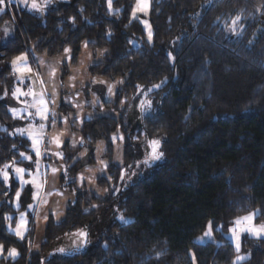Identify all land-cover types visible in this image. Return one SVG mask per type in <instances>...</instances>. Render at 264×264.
<instances>
[{"label": "trees", "instance_id": "obj_1", "mask_svg": "<svg viewBox=\"0 0 264 264\" xmlns=\"http://www.w3.org/2000/svg\"><path fill=\"white\" fill-rule=\"evenodd\" d=\"M135 2L113 0L118 15L108 14L107 0L59 2L44 14L13 5L0 14V90L9 86L11 61L31 47L49 56L70 48L76 61L85 43L92 52L106 50L89 67L92 76L126 78L116 99L104 102L121 112L119 119L97 115L80 129L89 149L85 164L93 162L97 142L108 144L111 180H99L107 194L79 192L60 222L49 218L39 252H30L31 229L23 240L8 231L4 217L16 212L7 201L17 183L9 190L0 176V243L20 253L7 263L233 264L238 253L227 232L235 219L257 212L264 223V0H152L151 43L140 20L131 18ZM237 15L243 29L232 37L224 21ZM165 79L149 94L150 112L131 116L136 85ZM17 121L0 100V169L25 163L20 153L30 152L28 139L15 133ZM118 129L122 165L112 161ZM152 139L163 156L145 163ZM209 221L216 240L197 242ZM79 230L87 232V244L57 253L60 239ZM241 252L251 256L237 264H264V238L244 235Z\"/></svg>", "mask_w": 264, "mask_h": 264}, {"label": "rangeland", "instance_id": "obj_2", "mask_svg": "<svg viewBox=\"0 0 264 264\" xmlns=\"http://www.w3.org/2000/svg\"><path fill=\"white\" fill-rule=\"evenodd\" d=\"M69 1L70 0H53V2L45 9L43 13L36 10H32L30 12L36 14H44L48 9L53 8L59 2ZM37 2L38 4H43V0H37ZM151 2L152 0H149V8L147 13L145 14L138 12L137 16H139L140 21H147L152 31L151 23L149 20ZM136 3L137 0L135 2V5ZM20 6L29 11V9L25 8L23 5ZM12 10L13 5L9 8V11L12 12ZM234 18L235 17L230 16L226 21H224V24L226 22L230 23ZM239 24L243 29L241 20ZM8 26H10L9 29L12 28L10 24ZM143 27L146 31V40L148 41L147 30L144 24ZM228 34L232 37H236L235 34H232L229 31ZM101 53H103V55H101ZM23 54L27 55V64L32 69V71L24 73L25 83L21 84L20 80L18 79L20 73L14 72L11 64L12 78L10 80L8 88L0 90V96H3L5 91L8 92V96L4 100L9 105V111L13 107L20 109L26 107L25 103H20L12 99L11 93L15 90L16 87H20L22 91H27L28 87L31 86L37 93L43 91L45 93V99L49 101V119L48 121L44 122L46 124V127L43 131L44 143L40 146L41 156H35V153L32 150V141L27 133H25L23 137L27 138L30 143V152L25 154L32 156V161L25 160L22 157V159L25 160V163L15 165L30 170L33 172V174H35V161L39 160L41 165V175L38 177V180L43 183V189L41 190V199L32 200L30 196V190L34 192L35 189L32 185H25L24 191L21 196L20 208L18 211L14 207L15 201L13 196L12 205L16 212L14 214L8 215H10L12 219L14 216L16 217L14 223L11 221L7 222V229L9 224H11L13 228L16 227L20 212H27V228L28 231L29 229L32 230V244L30 247V252L35 253L41 250L42 244L45 240V232L49 218L53 217L56 222H60L65 217L66 208L69 204L75 202L79 192L86 191L88 197L95 195L101 198L107 194L108 188L102 187L99 183V180L103 178L109 180L107 178V171L110 164L108 144L104 141L97 142L92 154L93 162L90 164H85L87 161L86 158L89 154V149L84 146L85 143L82 139L80 129L82 128L86 120H91L97 115L112 116L116 119H119V117L121 116V112L107 108L104 105V102H113L116 99V93L123 86L126 78L108 80L101 76H92L90 74L89 67L93 64L100 63L102 57L104 56V52L102 50L92 52L91 50H89L85 43L82 44L79 56L76 58V61H73L74 55L72 50L71 52L64 51L57 56H49L46 53H39L31 47L29 51L24 52ZM69 56L71 57V59H68ZM53 71L55 72L54 76ZM41 80L43 81V84H41ZM101 80L105 81L106 83L101 84ZM119 80H123L124 83L117 84L116 82ZM93 81H96V83H93ZM109 84H116V87L113 89V92L115 94L110 97L107 93V87ZM143 90V92L133 96L131 100V106L128 108L129 114L131 116L133 114L137 117L138 115L139 117H142L143 113L147 114L150 112L149 109L147 111H141L139 105L141 101L146 102L148 100L149 94L152 90H154V88L147 87L143 88ZM20 99L21 101H26L27 104L33 103L32 96H22ZM52 101H54V103ZM122 101L126 102V99H123ZM125 102L123 104L120 103L121 109L124 107ZM28 111L35 112V109L29 108ZM10 113L12 114L11 111ZM52 113H55L54 118L52 116ZM22 115L25 117L24 119H20L19 117L12 114V116H14V118H17L18 120V123L15 125V133L17 134H20L17 131L18 128L28 129L29 131L33 130L32 128H30V125H32L33 123L32 118L28 117L27 112L22 113ZM40 122L41 121L37 117L35 124L38 125ZM121 135L123 136L121 130L118 129L112 135V137L115 136L117 137V139L113 142L111 137L113 149L112 161L117 165H122L124 159V139H119V136ZM53 137L59 138L60 146H57L55 142L49 143V141L52 140ZM45 150H47L48 154H45ZM150 151L151 149L150 147H148L147 152H145V154L148 156L146 159L147 162L150 160L148 155ZM57 152L63 153V158L51 155L52 153ZM145 158L146 157H144V159ZM142 160L143 158L138 160L140 165ZM100 161H104L107 164V168H105L104 165L100 163ZM53 168L58 169V171L53 172ZM65 169H67L66 176ZM8 171L11 175V180L9 181V183H11L12 186L14 182L17 183V190L19 188V181L16 179L15 173L12 171V169H8ZM125 175H127V171L125 172ZM81 176L84 177L83 182H81ZM25 179H31V177L27 175V172L25 174ZM44 201L47 202L45 203ZM27 203H32L34 205V208L32 210H29L26 206ZM93 207L97 208V206ZM250 213H256V216L258 214L257 212ZM250 213L245 214L241 217L247 216ZM46 216L47 220L45 219ZM256 216L254 224L259 225L261 223L256 221ZM246 223L247 222H243L241 227L245 226ZM233 226L234 224H232L230 228H232ZM28 231L25 233L24 238L29 236ZM206 231H208V229H206ZM204 233L199 235L195 240L199 243L216 240L212 229L210 237L205 236ZM227 233L228 237L230 238V240H232L235 247V242L230 231L228 230ZM75 234L76 233L65 235L62 239H60L56 247V252L60 253L59 249H64L65 251L61 253L66 254L79 250L83 246L81 245L82 238ZM244 235L255 237L248 234L247 232L241 233V248L242 238L244 237ZM17 238L20 239L19 237ZM237 255L246 254L242 253L240 250ZM5 256H7V254L5 253L4 256H0V264H12L6 262L8 258H10L12 262L15 260L11 257L4 258Z\"/></svg>", "mask_w": 264, "mask_h": 264}, {"label": "snow or ice", "instance_id": "obj_3", "mask_svg": "<svg viewBox=\"0 0 264 264\" xmlns=\"http://www.w3.org/2000/svg\"><path fill=\"white\" fill-rule=\"evenodd\" d=\"M53 2V0H43V4H38L37 0H0V14H4L6 11L9 10L10 6L15 5V6H20L23 5L25 8H28L29 11L32 10H36L39 11L41 13H43L45 11V9ZM107 7H108V14L109 15H118L120 12V9H116L115 13L113 12V0H107ZM149 8V0H137V3L135 5V7L132 9L131 12V18L132 19H136L139 20V16H137L138 12L141 13H147ZM83 11V10H81ZM73 23L75 22V17L72 18ZM241 20V16L237 15L234 19L231 20L230 23L226 22L225 23V28L227 31H229L232 34L235 35H240L242 32V28L239 24ZM142 24L145 25V28L147 30V39L148 42L151 43L152 39H153V33L151 31L150 25L148 24L147 21H140ZM239 29V30H238ZM7 31V30H5ZM109 35H111V33H109ZM65 52H71V49H65ZM101 55H103V53H101ZM169 58L174 60V57H172L171 52L168 53ZM68 59H71V57L69 56ZM20 62V63H18ZM12 68L14 70V72H19L20 76L18 77V79L20 80L21 84L25 83V77H24V73L25 72H31L32 69L28 66L27 64V55L26 54H22L20 56L15 57L12 62ZM22 65V66H21ZM55 75V72L53 71V76ZM166 79L161 81L160 84H155L153 85V88L155 89H159L161 87L162 84L166 83ZM34 83V82H33ZM93 83H96V81H93ZM101 84L106 83L105 81L101 80L100 81ZM117 84H123L124 81L123 80H119L116 82ZM41 84H43V81L41 80ZM116 87V84H109L107 87V93L110 96L114 95L115 93L113 92V89ZM137 89H138V94L140 92H143V88H141L140 85H136ZM8 96V92L5 91L3 96H0V100H4L6 97ZM12 99L20 102V103H25L26 107L23 109L20 108H11L10 111L12 112V114L14 116L19 117L20 119H24L25 117L22 115V113L27 112L28 113V117L32 118V125H30V128H32V131H29L28 129H24V128H18L17 131L20 133L21 136L25 135V133H27V135L29 136V138L32 141V150L35 153L36 157H40L41 156V148L40 146L44 143L43 140V131L46 127V124L44 122L48 121L49 116V108H48V104L49 101L45 99V93L43 91H41L40 93H37L33 90V88L31 86L28 87L27 91H22V89L20 87H16L14 91H12L11 93ZM27 97V96H32L33 97V103L31 104H27L26 101H21V97ZM54 103V101H52ZM125 101H121V103L123 104ZM94 103V102H93ZM151 100H147L145 101H141L140 102V109L141 111H147L148 109L151 108ZM29 108H34L35 112H29L28 109ZM53 118L55 117V113H52ZM39 118V120L41 121L38 125L35 124L36 118ZM90 119V117H89ZM117 139V137H112L113 142ZM120 140H123L124 137L121 135L119 136ZM55 142L57 144V146H60V141L58 137H53L52 140L49 141V143ZM148 147H150L151 151L148 154L149 158L153 161L159 160L161 159V157L163 156V152L159 151V146H160V141L156 140V139H152L149 140L148 142ZM45 154L47 153V150H45ZM51 155H55V156H59L61 158H63V153L61 152H57V153H52ZM20 156L23 157L25 160L28 161H32V156L30 155H26L25 153L21 152ZM101 164L104 165L105 168H107V164L104 161H100ZM145 163H147V160L145 161ZM16 162L15 160L12 161L11 164H5L3 166L2 169H0V176H2L4 182L7 184L9 190H11L12 188V184L9 183V181L11 180V175L8 171V169H12V171L15 173V177L16 179L19 181V188L14 192L13 196H14V207L17 209V211L20 208V202H21V196L22 193L24 191V187L25 185H32L33 188L35 189L34 192H32L30 190V196L32 200H40L41 199V190L43 189V183H41L38 180V177L41 175V165L39 160L35 161V174H33L32 171L27 170L23 167H18L15 166ZM53 172L58 171V169L53 168L52 169ZM127 170H122L121 174H120V179L123 180L124 179V175L125 172ZM27 172V175L31 177V179H25V174ZM67 175V169H65V176ZM132 175H134V173H132ZM109 180H111V177H107ZM81 182H83L84 177L81 176L80 177ZM91 182V180H90ZM115 191H119V189H115ZM3 195L8 196V193L5 192L3 193ZM8 203H12L13 200L12 198H10L8 201ZM45 203L47 201H44ZM27 208L29 210H32L34 208V205L32 203H27ZM27 212H20L19 213V218H18V222L16 224V227L13 228L11 226V224L8 225V231L10 233H14L17 237H19L21 240L24 239L25 237V233L28 231L27 228ZM255 216L256 213H250L247 216L244 217H239L237 218L233 224L234 226L232 228L229 229L233 240L235 242V249L236 252L239 253L241 250V233L247 232L248 234L255 236L256 238H262L264 237V223H261L259 225L254 224V220H255ZM6 220L11 221L12 217L10 215H6L4 217ZM120 219V221L122 223H128V221L124 218L123 215H120L118 217ZM45 219L47 220V216L45 217ZM243 222H247L245 226L241 227ZM213 227L212 221L208 222L207 225V229L208 231H206L204 233L205 236H211V229ZM220 227L222 228L223 225H220ZM75 235H78L79 237L82 238L81 240V245L87 244V232L83 231V230H79ZM5 251H7V256H5L4 258H8L11 257L12 259H16L19 255L18 250L15 247L9 248V249H5L4 245L2 243H0V256H4ZM60 252H64V249H59ZM251 254L248 253L246 255H237L235 261H233V264H237V262L240 261H245L247 259H250ZM193 259H195V256L193 254Z\"/></svg>", "mask_w": 264, "mask_h": 264}, {"label": "crops", "instance_id": "obj_4", "mask_svg": "<svg viewBox=\"0 0 264 264\" xmlns=\"http://www.w3.org/2000/svg\"><path fill=\"white\" fill-rule=\"evenodd\" d=\"M103 52H104V55L106 54V50H102ZM101 86H103V85H101Z\"/></svg>", "mask_w": 264, "mask_h": 264}]
</instances>
